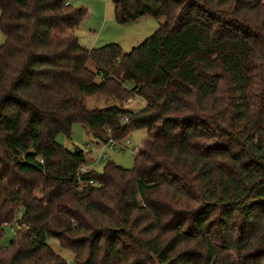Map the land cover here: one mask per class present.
Instances as JSON below:
<instances>
[{
    "label": "trees",
    "instance_id": "trees-1",
    "mask_svg": "<svg viewBox=\"0 0 264 264\" xmlns=\"http://www.w3.org/2000/svg\"><path fill=\"white\" fill-rule=\"evenodd\" d=\"M65 2L0 0V264H67L48 239L72 264H264V0H111L164 19L128 52L80 44ZM75 123L147 135L131 168L78 175Z\"/></svg>",
    "mask_w": 264,
    "mask_h": 264
},
{
    "label": "rangeland",
    "instance_id": "rangeland-1",
    "mask_svg": "<svg viewBox=\"0 0 264 264\" xmlns=\"http://www.w3.org/2000/svg\"><path fill=\"white\" fill-rule=\"evenodd\" d=\"M75 7H84L86 9V16L79 27L75 30L79 38L80 44L92 48L99 47L108 43H118L121 48L128 52L132 47L138 45L146 37L151 35L164 21L163 18L155 19L150 16L141 17L138 20L126 24H119L114 18V6L111 0H66ZM5 35L0 31V45L4 42ZM88 67L94 69L92 62L88 63ZM132 103L129 105L130 110H138L141 107V98L139 96L132 97ZM110 105L111 102L104 101L103 98L86 99L87 107H103ZM86 129L79 123L72 126L71 137L67 138L63 134L56 136V141L62 144L69 150H73L75 146L80 147L84 152H91L87 161L96 159L100 151L107 154V159L101 160L100 164L95 168L100 171L106 160L125 167L131 168L134 164L135 148H140L142 141L145 139L147 133L145 129H135L128 133L127 138L131 143L126 148H107L105 149L103 143H98L90 134L86 133ZM90 163V162H89ZM19 217V216H18ZM13 229L11 226L5 227V232L0 240V246H5L13 237ZM51 247L57 251L67 262L73 263V253L65 248L60 247L57 240L48 239ZM152 259V258H151Z\"/></svg>",
    "mask_w": 264,
    "mask_h": 264
},
{
    "label": "built area",
    "instance_id": "built-area-1",
    "mask_svg": "<svg viewBox=\"0 0 264 264\" xmlns=\"http://www.w3.org/2000/svg\"><path fill=\"white\" fill-rule=\"evenodd\" d=\"M69 2L66 1L65 4H68ZM132 98H127L123 103L122 106L123 107H129V105L132 103ZM144 105V103H141V106ZM121 121L123 123H127L129 121L128 116H124L121 118ZM131 143V141L129 140V138H124V140L118 142L115 141L114 139H109L106 143H103V145L105 146L104 148L106 149L107 146L109 148H115V147H120V148H126L129 144ZM139 148H135V151L137 152ZM107 159V154L104 151H100V153L97 155L96 159H93L90 163L82 166L79 168V172L78 175H81L83 172L87 171L89 168L91 167H97L100 164L101 160H105ZM88 184H94L93 180H89Z\"/></svg>",
    "mask_w": 264,
    "mask_h": 264
},
{
    "label": "water",
    "instance_id": "water-1",
    "mask_svg": "<svg viewBox=\"0 0 264 264\" xmlns=\"http://www.w3.org/2000/svg\"><path fill=\"white\" fill-rule=\"evenodd\" d=\"M86 133L88 134V131H86ZM74 152H80L82 151V149L78 146H75L74 149H73Z\"/></svg>",
    "mask_w": 264,
    "mask_h": 264
}]
</instances>
